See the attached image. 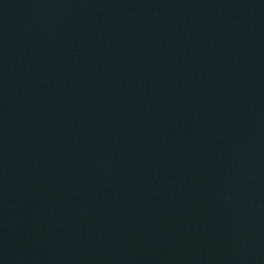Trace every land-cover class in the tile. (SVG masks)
Returning <instances> with one entry per match:
<instances>
[{
    "label": "water",
    "instance_id": "1",
    "mask_svg": "<svg viewBox=\"0 0 264 264\" xmlns=\"http://www.w3.org/2000/svg\"><path fill=\"white\" fill-rule=\"evenodd\" d=\"M0 264H264V0H0Z\"/></svg>",
    "mask_w": 264,
    "mask_h": 264
}]
</instances>
